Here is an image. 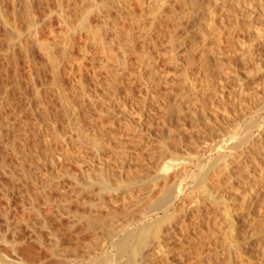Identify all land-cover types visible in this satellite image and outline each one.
Here are the masks:
<instances>
[{
	"label": "bare ground",
	"instance_id": "obj_1",
	"mask_svg": "<svg viewBox=\"0 0 264 264\" xmlns=\"http://www.w3.org/2000/svg\"><path fill=\"white\" fill-rule=\"evenodd\" d=\"M83 1L81 9V4L77 8V6L71 3V0L55 1L52 13L58 20L60 28L52 27V45L50 48L47 47L48 51L45 50L51 63L50 72L52 75L51 82L48 86H45V90H49V88L54 89L57 99L65 106L63 109L64 114L62 112L61 115H65V123L68 122V124L59 129L56 117L51 118L50 116L52 115L50 113L52 108L49 110V106L52 104V99H42V91L44 89L40 88V85L37 83H31L33 84L32 93L34 92V99L39 100V104L42 105V112L45 115L47 125L43 120V122H37L36 130H34L35 128L31 129L30 125H23L28 126L31 132L34 130V150L30 149L33 151L31 157L25 153L29 152L30 154V151L23 152L18 149L22 148V145H25L23 142L26 137L24 141H21L22 145H20L22 147L15 144V140L14 142L6 141L4 146L5 151L11 152L12 156L16 157L15 162L17 160V163L14 165L13 159H11L10 163L13 164L12 166L5 160V157H2L0 159V171L8 175L12 181L20 182L18 193L23 202H30L28 207L30 206L29 209L35 211V213L33 212L34 214H38L37 218L39 215L43 216L42 209L40 210V205L37 203L40 199L42 203L44 202L43 205L45 206L54 205V202H81L82 197L80 198V196L82 191H78L74 197L70 196L66 198L65 196V199H61L60 197L58 199V197L56 198L53 195L55 191H60V194L63 195L65 194V190L60 188V184H62L61 182L64 179L69 178L76 186H81L80 190L92 188L93 184L99 185V190L95 191L98 200L93 201L91 199L88 202L90 206H95L97 209L98 207L107 209V212L105 211V214H97L94 209L93 212L91 210L92 213L85 214V216L75 213L79 217V220L84 217L83 220H86L87 230H94L96 234L99 233V241L97 240L98 242L95 243L94 239L96 241L97 238H93L95 244L91 243V247L88 245V253H84L85 256L89 254V257L92 256L90 253L93 251L96 254V256L90 257L89 261L87 260L88 264H220L221 262L218 263V261L220 259L222 261V257L224 260L225 256L227 261L221 264H264V218H260L261 220L258 218L260 220L259 224L255 222L257 220H253L254 218H252L255 214V206L260 209L264 203L261 202L262 204L257 206L251 200V194L256 190L255 181H259L264 177V105L260 111L259 109H257L258 111L256 110L257 112L253 110L252 112L255 113L245 117L242 125H237L234 129L232 128L234 125L231 126L232 123L238 124L239 119L251 109L253 102L250 104V101L256 96L264 100L263 88L257 89L253 93H246L244 90H240L236 93L220 94L224 87L220 81L221 86L220 88L219 86L216 87L215 91L219 94L217 98H220L221 101L217 99V101L207 102L199 96L200 79L194 72L192 73L189 67L183 66L180 69L181 71H176V77L159 67V60L167 53L175 59L173 52L176 44L175 40L186 31V27L182 22L185 17L189 15L193 16L194 12L201 11L203 14L205 13L203 25H209L210 22L217 21L216 14L220 11L222 14L220 23L223 25L225 19H228L232 14L226 13V4H223L222 0H192V6L188 11L180 12L177 9V5L185 3L186 0H102L101 4L105 6V10L102 11L101 9L95 10L93 8L94 4L90 0L86 6L84 4L87 0ZM243 3L247 5L250 14L255 13L257 9L261 13H264V0H243ZM216 5L218 6L215 7ZM72 8L76 12L75 22H73L70 16ZM111 9H115L114 15H112ZM94 12L98 13L93 14ZM92 15L96 19H99L101 16L108 19L101 25V23L92 21ZM222 25L219 27V37L222 35L221 28L225 27V24ZM246 26L253 28L250 19H248ZM204 32L197 31L195 41L201 40L205 44L208 38L207 35L211 34L210 32ZM29 33L32 36L33 33ZM236 33H238V28L235 25L229 34L233 36ZM34 35L36 37V33ZM252 38L255 42H252L250 45L241 39L239 42L242 49L250 47L249 51L252 52L250 54L252 58L249 60H252L253 64H249L248 66L255 65L256 67L259 65L256 63L258 55L253 56V54L257 51L258 45H264V29H253ZM220 42L216 44L215 50L217 51V56L221 58L227 54L220 47ZM168 44L170 52L168 50L166 52ZM212 44L210 43V45ZM24 46V48L27 47L26 45ZM76 47L78 49L75 51ZM242 59L248 60L246 56ZM31 64L33 63L31 62ZM90 69L92 72L91 80H93L95 85L94 90H91L84 80L85 72ZM62 72L72 80L69 88L65 87L63 83ZM180 79H183L184 83H181ZM33 80L31 82H34ZM134 83L135 85L138 83V85L142 86L139 85L145 91V96H143L151 101L153 100L152 105L165 111L167 117L174 114L177 117L178 115H183L184 117H181L183 119L181 121H184L185 118L189 120L190 125H207L210 127V134L217 130L218 136L210 145H201L195 141V138L188 145H182L181 142L183 140L179 142V138L178 142L175 143L177 136L181 133L178 130L179 126L180 128L181 125L184 128L186 127L185 122L180 124L181 121L179 120L181 118L176 119L175 117V122H170V124L165 126L166 128L163 130L165 135L160 141L158 151L151 155L147 163L144 164L145 168L143 169L146 172H143L142 169L134 170L128 167L129 160L123 159L127 154L124 152L125 156H121L123 160L114 161L113 166L109 165L107 167L106 162V164L101 163V166L97 169H93L94 164L91 163V168L93 170L96 169L95 171L97 172V174L94 173L96 174L95 176L87 172L85 173L86 169L84 170V165L89 166L91 161H88L86 157L84 158V150H86L83 147L84 142L96 151L97 158L98 155L101 156L102 150L105 151L104 149L114 150L113 146H115V143L112 144V140H108L109 137L121 144L120 141L122 140H120V137L123 133L116 132L115 119L123 116L119 120L123 122L122 126L126 129L127 136L131 134V141L143 143L151 139V135H149L150 130L148 129L151 121L149 118H146L149 112L145 113L147 109L144 111L143 109L139 111L134 110L137 112L133 113L127 107L128 103L126 104L125 98L120 93L121 89L125 88L128 99L139 101L137 97L134 98L135 93L134 95L132 94L133 87H130ZM98 90H100V93ZM73 96H76V99L80 101L79 105L77 102V105L74 103ZM133 98L136 100H133ZM259 100L254 101L255 105L258 104ZM30 103L29 106H31ZM87 103L95 107V112H97L99 119L111 118L109 119V123H104L103 120L105 119L101 121L96 117L99 121L95 122L96 124L101 121L102 124H100L101 127L99 129L104 133V130H107L106 133L109 134L108 139L105 134V139L102 138L101 140L103 132L101 133V137H99L100 139H98L93 135L94 133L91 130L90 132L93 134L86 130L85 125L83 126L84 117L90 121L89 124L91 122L94 123L95 120L93 115H91L94 110L90 113V105ZM144 107L146 108V106ZM60 112L59 110L57 113L59 116ZM29 113L31 112L29 111ZM57 114L55 113L54 116H57ZM134 114L137 116V125L132 122L136 121L133 119L135 118ZM15 117L18 118L19 116ZM37 119L39 120V117ZM13 120L17 119L14 118ZM106 120L108 121V119ZM119 120L116 121L119 122ZM95 124H91V126ZM24 128L26 129V127ZM176 128L178 132L175 131ZM11 129L13 128L11 127ZM29 130L28 133H30ZM100 130L99 132H101ZM73 132L77 133V139L79 140L74 138ZM14 138L16 139V136ZM170 140H174L171 145L169 143ZM76 141H79L80 145ZM82 141L83 144L81 145ZM122 143L124 142L122 141ZM27 146L30 147L29 145ZM193 146L195 147V151L192 149ZM24 147V150H26V146ZM119 147L121 148L122 146ZM178 147L183 148L182 152H178ZM27 149L29 150V148ZM93 149L91 150L93 151ZM121 151H118V155H120ZM131 155L130 160L133 161L136 157L133 156L134 154ZM142 156L144 155L142 154ZM117 157L115 156L114 158ZM249 159H252V162L249 163ZM69 164H71L70 166H76L78 170H81L83 175L87 174V179L82 180V182L78 177V172L72 171L68 166ZM194 167L199 172L193 177L191 185L184 186L182 184L183 186H181L180 182L181 187H178L179 193L177 191L174 192V189L169 190L161 198L158 196L160 199L154 202V204L152 202L150 206H141L139 211L136 209L135 204L137 203V199L132 187L131 191L127 193L119 190L125 184H131L133 188L136 186L137 188H141V184L145 183L142 178L145 174H148L150 177L148 183L152 185L151 191L159 181L170 189L171 185L174 186L180 180L185 179V177L188 178L190 174L194 173ZM238 167L241 172L237 171V174L238 172L240 174L236 177L234 174L235 169H239ZM150 168L152 172L149 171ZM223 175H225L224 178H227L225 179L228 180V183L235 184L237 182L238 185L243 187L241 189L240 187H236L235 190H232L234 191L232 199L229 195L225 194L226 192L220 191L217 186L221 184L218 178L220 176L222 178ZM111 176L115 178L116 183L111 179ZM252 177H254V180H252ZM226 180L224 181L226 182ZM182 181L186 185L185 180ZM217 181H219L218 184L216 183ZM214 184L215 188L218 187L217 190L213 188ZM200 188H203L202 192L199 191ZM5 195L9 200L8 192ZM85 201L83 200V202ZM59 205L56 204V207ZM61 205L70 212L66 205L62 203ZM111 205L119 206L120 211H117L116 208L112 209ZM43 208L45 207L43 206ZM213 209L221 211V214L225 216L220 214L218 218L214 219V215H212ZM41 217L38 219L41 220ZM58 218L60 219V217ZM250 218L253 220V226L250 223L252 221H250ZM126 222H129L130 228L122 232L123 228H125L123 225ZM43 223L44 226L48 225L47 221ZM7 225H10V228L14 226V229L16 227L15 225L12 226V223ZM68 226L70 230L72 227L74 228L75 224H69ZM47 227L49 228V226ZM55 230L58 231L57 229ZM55 230L52 232L50 226L51 236L54 237L52 244L54 245V249L51 253L60 260H64L66 264H73L75 258L83 256V252L80 256L77 250L71 251L72 249H68L69 244L66 247L64 240H60L59 234ZM87 230L86 232H89ZM106 240H109L108 242L112 247L110 251L107 247L108 244L107 246L105 245ZM40 243L43 244L41 239ZM16 245L17 243L11 244L13 248ZM176 250L179 251L177 253L179 259L173 261L171 254L172 252L176 254ZM248 252L256 254L257 259H255V256L254 258L251 256L253 260H256L255 262L248 256ZM60 260L56 263L62 262ZM27 262H22V264H31Z\"/></svg>",
	"mask_w": 264,
	"mask_h": 264
},
{
	"label": "rangeland",
	"instance_id": "obj_2",
	"mask_svg": "<svg viewBox=\"0 0 264 264\" xmlns=\"http://www.w3.org/2000/svg\"><path fill=\"white\" fill-rule=\"evenodd\" d=\"M55 1L56 0H0V123H1V125H0V127H1V129H0V159L2 157H5L6 158L5 160L8 163H10V161H12L11 159H13L12 162L14 163V165L17 163V160L15 162L16 157L12 156L13 154L11 152L9 153L7 151L8 152L7 153L5 151V148H4L5 142L6 141L7 142L8 141L14 142V140H15V144L21 146L22 145L21 141H24V138L26 137V139H25L26 142L25 141L23 142V144H25V145H22L23 147L21 146L22 148H18V149L23 151V152L30 151V154H29V152H25V153L27 155H29V157H31L33 154V151H31V150H34V148H33V146H34L33 145L34 144L33 131L36 130V128H37V122L38 121H41V122L44 121L47 125V122L45 121V115L42 112L43 107H41L42 105L39 104L40 103V102H38L39 100L34 99L35 98V96H33L34 92L32 93L33 84H31V83H37L38 85H40V88L42 87V89H44L42 91V99L43 98H44V100H45V98L46 99H52V104H50L49 110L51 108L54 110H52V109L50 110V113L52 114L50 116H51V118L56 117L55 119L58 120L57 124L59 126V129H61L62 126L68 124V122L65 123V121H66L65 115H61L62 112H63L62 114H64L63 109L65 108V106L63 105L62 102H60L59 99H57V95H56L54 89L49 88V90L48 89L45 90L46 89L45 86H48L51 82V79H52V75L50 72V70H51L50 64L51 63H50V60H48L49 58L47 57L45 50H47V47L50 48V46L52 45V40H53V35L51 33L52 27L60 28L58 20L55 18V16L52 13L53 7L55 5ZM71 1H72L71 3H73L75 6H77V8H79L78 5L81 4L80 9L82 8L83 2H84L83 0H71ZM88 1L89 0L86 1L84 6H86ZM90 2L94 4L93 8L95 10H98V9H101L102 11L105 10L104 9L105 6H103L101 4L102 0H90ZM121 3L124 4L123 2H121ZM191 3H192V0H186L185 3L178 4L177 5L178 11H180V12L188 11V9L192 6ZM222 3L226 4V6H225L226 13L229 15L231 13L232 14H231V16H229L230 19L229 18L225 19V22L223 23V25L225 24V27L221 28L220 31H222V35L220 37H219L218 32H219V27L222 25V23H220V19H221V15H222L221 12L220 11L217 12V14H216L217 21L216 22H213V23L210 22L209 25L208 24L203 25V23L205 22V20H204L205 13L203 14L201 11H196L194 13L195 14L197 13V15H195V14H193V16L189 15L182 20L184 26L186 27L185 28L186 31L183 35L180 34L181 36L175 40L176 44H175L173 52H174V57H175L176 61L174 58H172L170 56L169 53H167L165 56H163L159 60V67L163 71L170 72L174 77H176V71H179L183 66L189 67V69H191L192 73L194 72V74L200 79V85H199L200 89L198 90L199 96H201L207 102L217 101V99L219 101H221L220 98H217V96L219 94L215 91L216 87L219 86V88H220V86H221L220 81L224 85L220 94H223V93L229 94V93H233V92L236 93V92H239L240 90H244L246 93H249V92L253 93V92H256V90L260 89V88H263V90H264V45L263 44L258 45L257 51L255 52V54H253V56L258 55V57H256L258 59V61L256 63L259 65L256 67H255V65H252L251 67H249L248 66L249 64H253V61L249 60L252 58L250 56V54L252 52L249 51L250 47L246 48L247 50L244 48L246 51L244 49L240 48L241 46H240V42H239L240 39L248 45H250L252 42H255V40L252 38V31H253V29H257V28L264 29V13H261V11L259 9H257L255 13L250 14V12L248 11L247 5L245 3H243V0H239V1L238 0H222ZM73 4H72V6H74ZM217 6L218 5H216L215 7H217ZM121 7H123V6H121ZM250 7H253V6H250ZM74 10L75 9L72 8L71 9L72 13L70 14L71 19H73V22H75V19H76V12ZM111 10H112L111 11L112 15H114L115 9H111ZM95 13H98V12H94L93 14H95ZM91 18H92L93 22L101 23V25L104 24V22H106L108 19V18H105L104 16H101V17H99V19H96L95 17H93V15L91 16ZM235 19H236V21L238 20V22H236ZM248 19L251 20L253 28H251V27L249 28L248 26H246ZM235 25L238 28V33L231 36V34H229V32L232 29V27H234ZM199 30L201 32L205 31L204 33L210 32V34H211V35H209V34L207 35L208 38L206 39L205 44H203V42L201 40L195 41V35L197 34V31H199ZM33 31H36V32L33 33ZM29 32L33 33L32 36L30 35ZM35 33H36V37L34 35ZM237 37H239V38H237ZM218 38H220V39H218ZM39 40H40V42H39ZM208 42L213 43V44L210 45V43H208ZM219 42H220V47L227 54L225 57L220 58L217 56V51L215 50V47H216V44H218ZM40 44H41V46H40ZM24 45H26L27 47L24 48L25 47ZM18 46H19V48H18ZM13 47H14V49H13ZM206 48H208V49H206ZM23 49L25 50V52ZM76 49H78V48L76 47L75 51H76ZM167 50L170 52L169 44L167 46L166 52H167ZM244 56H246L248 59V60L244 59L246 61V63L242 59ZM170 57H171V59H170ZM30 58H31V60H30ZM170 60H172V61H170ZM31 62L33 64H31ZM178 63H179V65H178ZM84 75H85L84 80H85L86 85H88V87L91 88V90H94L95 85H94L93 80H91L92 79L91 69L89 71H86ZM31 76L34 78H32ZM32 79H34L33 80L34 82H31ZM62 79L64 80L63 83L65 84V87L69 88V85L71 86V84H72L71 78L69 76L67 77V75L64 72H62ZM35 80H37V81H35ZM180 81H181V83H184L183 79L182 80L180 79ZM44 83H45V85L43 86ZM139 85H138V83H137V85H135V83L133 85H130L131 88L133 87L132 88V94L134 95V93H135V95H136V96L134 95V98L137 97V99H139V101L138 100L132 101L131 99H128V97H126L125 88H122L120 93H121L122 97L125 98L124 100L126 101V104L128 103L127 107L129 109H131V111H133V113H136L137 111L142 110V109H143V111L145 109H147V110H145V113H148V112L149 113L147 114L148 116L147 117L145 116V117L147 119L149 118L151 121V125H149L150 127L148 128V126H147V128L150 130L149 135H151V139L148 140L147 142H143V143H136L133 140L131 141V134L130 135L128 134V136H127V131L122 126L123 122L121 120H119V118H120L119 117V118L115 119V124H116L115 130H116V132H118L120 134L123 133L122 135L125 137H123L121 135L120 140H122L124 143H122V141H120L121 142V144H120V143H117L116 141H113L114 139H110L109 134L106 133L107 130H104L105 131V133H104L103 131H101L99 129L101 127L100 124H102L101 121L103 119H105V120H103L104 123L105 122L109 123V119H111V118L106 117V118H103L102 120L99 119L97 117L98 116L97 112H95L96 111L95 107L91 106L89 103H87L88 105H90L89 106V108L91 109L90 113L92 112V110H94V112H95V113L92 112V114H91V115H93L95 120H94V123L91 122L89 124L90 121H88L87 118L84 117L83 118L84 119L83 120V126L85 125L86 130L91 134L94 133L93 135L95 137H97L98 139H100L99 137H101L102 132L104 134L102 133L101 140H102V138L105 139V136L107 135L106 136L107 139L109 137L108 140H110V141L112 140L111 141L112 144L115 143L114 145L116 147L113 146V148H114V150L117 149V150H115L117 153L113 149H111V150L110 149L109 150L104 149L105 151L102 150L101 156L98 155V158H97L96 151L90 145H87L86 142H84V144H83V141H82L81 145L83 144V147L86 148V150H84V152H85L84 158L86 157V159L88 161H91L90 165H89L90 168L88 165H87L88 167L86 166V164L84 165L85 166L84 170L86 169V171H84L85 173L87 172L88 174L90 173L92 176H95L97 174V172L95 170L99 166H101V163L106 164V162H107V167H108L109 165L113 166L114 161H121L123 159H126L127 161L129 160L128 161V167H131L134 170H141L142 169L143 172H146V170L143 169V168H145L144 164L147 163V160H148V158L151 157V155L155 154L158 151V149L160 147V141L162 140V137H164V135H165V133L163 132V130L166 128L165 126L170 124V122H175V120L177 118L184 117L183 115L182 116L178 115V117H177L176 114L170 115L169 117H167L165 115V111H162L160 108H157L156 106L152 105L153 100L151 101L150 99L144 97L145 91L143 90V88H141L142 86L140 85L141 86L140 87ZM183 86H184V84H183ZM92 87H93V89H92ZM50 90H52V91H50ZM47 91H49V92L47 93ZM176 91H174V92L178 93ZM44 92H46L47 94L45 93V95H44ZM98 92L100 93V90H98ZM140 92H142V93H140ZM187 92H189V91H187ZM28 98H30V99H28ZM76 98L77 97L75 96L73 101H74V103L77 102L79 105L80 101ZM134 98H133V100H136ZM143 98H144V100H143ZM31 100H32V102H31ZM256 100H259L257 105H255V102H254ZM133 102H134V104H133ZM135 102H138V103H135ZM29 103L31 106H29ZM77 103H76V105H77ZM130 103H131V106H130ZM250 104L252 107H251V109L249 107L250 110L245 114L246 116L244 115L243 117H241L239 119L238 124L236 122H235L236 124H234V123L231 124V126L234 125L232 127L233 129L236 128L237 125H242L244 122V118L252 115L255 112H257L258 111L257 109H259V111H260L262 106L264 105V100L262 98L256 96L253 100L250 101ZM197 105H199V104H197ZM144 106H146V108ZM142 107H144V108H142ZM14 108H16L18 110L16 111V109H14ZM21 110H22V113H21ZM59 110L61 111L60 116L57 114L59 112ZM134 110H137V111H134ZM253 110H255V112H252ZM29 111L31 113H29ZM15 112H17V113H15ZM55 113L59 117L54 116ZM16 114H18V115H16ZM20 115H21V117H20ZM15 116H17V117L19 116V117L16 118ZM134 116H135V118H133V119L136 121H132V122L137 125V122H138L137 116L135 114H134ZM37 117H39V120L37 119ZM96 117L101 121L97 122L95 124L96 121H99ZM175 117H176V119H175ZM14 118L17 120H13ZM19 118H21V119H19ZM61 118H62V120H61ZM121 118H123V116H121ZM106 119H108V121ZM116 120L117 121L119 120V122H117ZM181 120H183V119L181 118L179 121H181ZM188 121L189 120L184 118V121L180 122V124H182V122H185V124H186L185 128L182 127V125H181V128L179 126L181 131L177 126H175L178 128L179 132H181L180 135L177 136V138H176L177 140L175 141V143L178 142V138H179L180 139L179 142H181L183 140L181 142L182 145L183 144L188 145L191 142H193L192 140H195V139H196L195 141L199 142L201 145H210V144H212L213 140L218 136L217 130L214 131L212 134H210L211 130H210L209 126H207V125H201L200 126V125H195V124L190 125L191 123H189ZM187 122H188V124H187ZM6 123H7V125H5ZM91 124H95L96 126L92 125L93 126L92 127ZM97 124H98V126H97ZM2 125L5 129L2 127ZM23 125H30L29 127H31V129L32 128L33 129L35 128V129L32 130V132H31V130H29L30 128L28 126H23ZM11 127L13 129H11ZM24 127H26V129H27L26 132H25L26 129ZM177 128L175 131L178 132ZM28 130L30 133H28ZM90 130L93 133L90 132ZM99 130L101 132H99ZM14 135L16 136V139L14 138L15 137ZM73 136H74V138L77 139V133L76 132L75 133L73 132ZM144 137H145V135H144ZM77 140H79V139H77ZM174 140H170V142H169L170 145L172 142H174ZM76 142L80 145L79 141H76ZM116 143L119 145L117 146ZM27 145H29L30 147H28ZM24 146H26V150H24V148H25ZM119 146H122V147L120 148ZM16 147H18V146H16ZM87 147H88V151H87ZM123 147H125L127 149H125ZM27 148H29V150ZM91 149H93V151ZM192 149H193V151H195L194 146ZM112 150H113V152H111ZM182 150H183V148L181 149L180 147H178V152H182ZM118 151L119 152L121 151L120 155H118L119 154ZM124 152L127 154H126V157H123V159H122L121 156H125ZM131 154H134L133 156L136 157V158L134 157L135 159H133V161L130 160L131 156H132ZM142 154L144 156H142ZM114 155L118 156L119 159H118V157L114 158L115 157ZM166 155L168 156V154H166ZM93 156H95V157H93ZM250 162H252V159H249V163ZM87 163H89V162H87ZM91 163L94 164L93 169L96 168L95 170H93L91 168L92 167ZM10 164L13 166L12 163H10ZM70 165L71 164H69L68 166H69V168H71L72 171L78 172V174H79L78 177L81 179V181L87 179V176H86L87 174L83 175L81 170H78L76 166H74V165L70 166ZM131 168H129V169H131ZM196 170H197V168L194 167L193 171H195L196 173L195 172L192 173L193 175L190 174V176H188V178H190V179H188L186 177H185V179H182V180H185L186 185L184 184V181L180 180L179 183H176L174 186L171 185L172 189L171 188L169 189L168 186H166L161 181H159L156 184V187L151 191L150 189H151L152 185H150V183H148V179L150 177L148 176V174H145V176L142 177L144 179L145 183L141 184L142 185L141 188H137V186L135 188H133V185L125 184V185L121 186L119 188V190H121L123 193H127L128 191H131V187H132V190H134V193H135V196L137 199L136 200L137 203L135 204L136 209H138L137 211H139L141 209V206H143V207H145V205L150 206L152 202L154 204V202L159 200L161 198V196L165 195L169 190L171 191L174 189L173 190L174 192L177 191V193H179L178 187H181L183 185L184 186L191 185L192 181H193V177L199 172ZM149 171L152 172V169L150 168ZM237 171L241 172L240 168L235 169L234 175L236 177L240 174L239 172L237 174ZM94 173H96V174H94ZM191 175H192V177H191ZM224 176L225 175H223L222 178H221V176L218 178L221 184L217 185L219 182V181H217L216 185L219 187L220 191L223 190V192L224 193L226 192L225 194L229 195L230 198L232 199L233 194H234V191H232V190H235L236 187H238V188L240 187V189L243 187L238 185L237 182H235V184L234 183L233 184L228 183V180H226L227 178L225 177L226 178L225 179ZM235 176H233V177H235ZM111 179L114 181V183H116V180L113 176H111ZM221 179H222V181H221ZM223 179L226 180V182ZM252 180H254V177H252ZM256 180H257V178H256ZM180 182H181V186H180ZM255 182H256V184H255L256 190L251 194V200L254 203H256L258 206V205H261L262 203H264V177L261 180L255 181ZM61 183L63 185L60 184V188H63L65 190V192H64L65 194L63 195V194H60L61 193L60 191L59 192L55 191V192H53L54 193L53 195L56 198L58 197V199H59V197H60L61 199L62 198L65 199V196H66V198H69L70 196L74 197V196H76V193L78 191H82L81 196H80V198L82 197L81 202H77V201L56 202V203L54 202V205L51 204L52 206L51 205L45 206V205H43L44 202L42 203L41 199H40L39 202H37L40 205L39 207H40V210L42 209L41 212L43 214L42 217L39 215V217H41V220H40V219H38L39 217L38 218L36 217V216H38V214L37 215L34 214L35 211H32L33 209H29L30 206L28 207V204L30 202H23L22 201L21 196L18 193V188L20 187V182L19 181H17V182L12 181L8 175H6L0 171V264H10V263L11 264H22V262H25V261L27 262V260H28L27 263H31V264H41V263L42 264H53V263L57 264L56 262L60 259L57 258L53 253H51L52 250L54 249V245H52L54 242V237L51 235L55 229L58 230V231H56V230L55 231L58 232L57 234H59L60 240H64L65 243L63 241L62 242L65 244V246L68 247V244H69L68 249H70V250L72 249L71 251L77 250L80 253V256L83 254L82 257L75 258L73 264H88L90 257L96 256V254L94 253L93 250H92L93 252L90 251L93 254L89 252L90 255H92L90 257H89V254H86V256H88V257H86L84 255V253H88V251H87L88 245H90V247H91V243L95 244L96 242L99 241V236H98L99 233L96 234L94 230H89V229L87 230V224L85 223L86 220H83L84 217H83V219L80 218V220H79V217H77L75 213H78L80 216H82V215L85 216V214H89L91 212V210L93 212L94 209L96 210L95 212H97V214H99V213L105 214L107 212V209H105V208L103 209V208L98 207V209H99L98 210L97 208H95V206L91 205L92 206L91 207L89 202H88V200H91V199L93 201L98 200L97 199L98 196L95 193L99 190V185L93 184L94 186L92 188H85L84 190H80L81 186H76V184L72 180H70L69 178L64 179ZM235 185H238V186H235ZM247 185L249 186V184H247ZM213 186H214L213 188L215 190L218 189V187L215 188V184ZM232 186H234V187H232ZM7 189H9V191H7ZM199 191L202 192L203 188H200ZM6 192H8L9 200L6 198V195H5ZM201 192H199V193H201ZM106 196H108V195H106ZM158 196H160V198H158ZM83 200H86V201L83 202ZM59 203H60V205H59ZM61 203L66 205L68 207V209L70 210V212H68L65 209V207L63 205H61ZM94 203H98V202H94ZM56 204L59 206L56 207ZM41 205H43L45 208H43V206H41ZM111 206H112L111 207L112 209L116 208L117 211H120L119 206H114V205H111ZM263 206H264L263 204L261 207L259 206L261 210L255 206V210H254L255 214L252 216V218H254L253 220L258 221V222L255 221L257 224H259V221L262 218H264V212L262 213V211H264ZM26 208H27V210H26ZM90 208H92V209H90ZM58 209H60V210H58ZM62 209H64V210H62ZM213 210H212V212H213L212 215H214V219H216L221 214V211L219 212V210H216V209H213ZM44 216H46V217H44ZM222 216H225V215L223 214ZM58 217H60V219ZM42 218H46L47 220L42 219ZM252 218H250V221L252 220ZM258 218L259 219L261 218V219L259 220ZM10 220H12V221L10 222ZM17 220H19L20 222ZM253 220L250 222V223H252V226H253ZM14 221H16V222H14ZM45 221H47V223H48L47 226H49V228L47 226H44L43 222H45ZM17 222H18V224H17ZM11 223H12V226L13 225L16 226L15 229H17V230L14 229V226H13V228H10V225H7V224H11ZM126 223H125V225H123V227H125L126 229L123 228L122 232H124V230H128L130 228L129 222L127 224ZM69 224H73V225L75 224L74 228L73 227L71 228L72 230L68 229ZM85 224H86V226H85ZM131 225H132V223H131ZM50 226H51L52 232L50 231ZM9 228L13 229V230L10 231ZM86 230L89 232H86ZM12 231L13 232L15 231V232L13 233ZM99 231H100V229H99ZM97 232H98V230H97ZM93 238H97L96 241L94 239L95 243L93 242ZM40 239L42 240L43 244L40 243ZM108 241L109 240L105 241V245L107 246V244H108L107 247L110 251V250H112V247L110 246V243ZM12 243H17V245L15 247L16 249L11 246ZM176 251H177L176 254L173 252L171 254V259L173 261H177V259H179L178 255H177V253L179 251L178 250H176ZM252 254H254V253L248 252V256L251 259H252V257L254 258V256L256 255V254H254V255H252ZM54 256H55V258H54ZM39 259H40V261H38ZM255 259H257L256 256H255ZM85 260L86 261L88 260L87 263ZM60 261H62V262H59L58 264H61V263L64 264L65 263L64 260H60ZM178 261H180V260H178ZM226 261L227 260H226V256H225L224 260L222 257V261L220 259L218 261V263H220V262L224 263ZM252 261L255 262L256 260L252 259Z\"/></svg>",
	"mask_w": 264,
	"mask_h": 264
}]
</instances>
